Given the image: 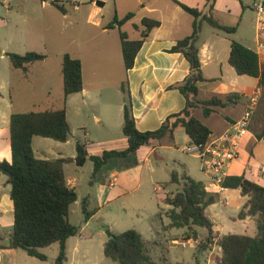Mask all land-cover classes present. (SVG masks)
<instances>
[{"label":"crops","instance_id":"obj_1","mask_svg":"<svg viewBox=\"0 0 264 264\" xmlns=\"http://www.w3.org/2000/svg\"><path fill=\"white\" fill-rule=\"evenodd\" d=\"M59 1L65 6L66 12H61L51 0H0V162L12 161L11 116L24 113L14 110L13 88L17 87L18 95L21 93V99L27 98L30 106L50 103L53 89L50 78L52 72H49L48 63L53 51L48 38L52 34L56 35L55 40L63 39V49H55L53 53L57 59L56 67L58 68V61L60 66L62 65L65 54L79 59L82 62L84 88L80 93L70 95L66 101L63 90L62 108L66 109L71 127L70 139L67 142H59L63 143V146H58L59 157L49 159L50 151H46L43 143L40 156L36 155L35 139L39 137H34L33 150L38 159H75L77 144L81 143V140H73L75 128L84 133L87 141L82 144L86 146L90 157L101 156L105 151L126 150L129 143L123 133V126L127 95L132 105L136 127L140 132L158 130L168 117L185 109L186 98L172 87L186 79L191 67L182 53L171 50L179 41L193 34L197 19L180 4L202 12V16L198 18V21H202L198 46L206 81L198 85V99L209 101L216 97L225 100L227 96L235 95L232 104L215 107V113L210 116H206L202 108L195 110V117L211 130L210 140L222 135L240 120L248 108L249 99L260 90L258 78L239 75L230 64L233 41L257 52L264 63V30L259 29L253 8L255 0ZM211 4L214 5L213 16L216 21L223 26L236 28L234 33L228 34L203 21L202 17L208 13ZM131 13L133 17L122 25L115 23L116 19L123 20ZM144 19L158 21L160 25L149 33L136 57L134 67L129 71L125 68V80L118 79L116 82L106 83L100 80L98 75L97 80L87 79V74H100V70L107 67V62L104 61L106 59L114 60L117 67H120V57L124 63L120 34L126 33L130 40L142 39L146 30ZM28 52L44 54L46 59L30 65L27 72L15 69L7 54L25 55ZM125 83L126 92L123 90ZM24 90H27V93ZM256 129L260 131L259 127ZM112 134L119 136L115 140L102 141L103 137L110 138ZM69 146L72 150L67 148ZM191 146L193 143L185 129L179 127L175 132L174 142L168 137L162 141H153L143 145L134 156L110 159L96 173L94 162L89 159L94 180L86 190L81 176L78 175L79 167L82 166H78L75 161L66 163L64 171L67 183L78 195L73 205L81 203L80 217L82 223L86 224L85 227L76 225L80 228L79 234L68 239L66 262L78 264L81 263V256L82 259L90 256V247L82 250L83 240L92 236L91 233H85L86 226L96 217H100L105 209H109L112 213L110 218L116 220L124 214H129L125 199L141 189L145 190L148 202L151 203V213L146 215L150 223L147 228L145 224L142 226L146 233L155 236V243L163 245V240L159 238L162 232L156 226L155 220L161 205L165 204L166 196L181 189L180 185L171 182L173 171L204 183L209 192L219 196L218 200L206 209L207 216L213 222L214 234L217 235L215 243L207 250L199 249V243L206 240L208 230L203 236L198 234L197 240L188 241L195 242L200 253L209 252L205 263L199 256L195 262L198 260L201 264H215L213 258L222 254L217 244L218 238L222 236H256L257 218L239 217L248 197L243 196L240 189L208 187L210 179L203 170L201 160L187 151ZM177 153L181 154L180 157H177ZM74 166L76 168L70 170V167ZM226 172V178L245 176L264 187V135L259 139L250 128V134L242 143L238 159L226 168ZM168 178L170 181H167ZM11 190L8 176L0 171V264H55L60 245L52 256L46 253L48 247L41 249L47 256L45 261L30 256L22 249L9 247L15 218ZM120 201H123V205L116 207ZM83 202L87 203L89 211L94 212L89 221H84ZM138 231L144 238L143 231ZM193 231L197 232L194 228ZM165 238L172 243L179 242L176 236Z\"/></svg>","mask_w":264,"mask_h":264},{"label":"trees","instance_id":"obj_2","mask_svg":"<svg viewBox=\"0 0 264 264\" xmlns=\"http://www.w3.org/2000/svg\"><path fill=\"white\" fill-rule=\"evenodd\" d=\"M53 3L61 12L67 11L59 0ZM180 5L197 19L193 34L179 41L171 50L182 53L190 63L189 75L183 82L172 87L184 95L187 104L182 112L168 117L158 130L140 132L137 129L132 105L127 95L123 126V133L129 143L126 150L105 151L101 156L90 157L86 146L78 143L75 159L42 160L35 156L33 139L38 136L67 142L71 136V127L67 120L66 109L15 113L11 116L12 161L0 162V171L8 176L12 186L11 198L15 209L14 229L9 247L22 249L30 256L45 261L47 256L41 252V249L58 243L60 252L55 264L66 262L67 241L78 235L80 231V228L70 221L71 207L77 201L78 195L67 183L64 171L66 163L75 161L78 166H84L89 159H92L96 173L110 159L134 156L143 145L153 141H162L168 137L174 142L175 132L179 127L185 129L193 145L205 146L209 142L212 132L195 117V110L202 108L205 115L210 116L215 113V107L232 104L235 95L231 94L225 100L216 97L209 101L198 99V85L206 81L198 46L202 24L198 18L202 16V12L184 4ZM213 10L214 5L211 4L208 13L202 17L203 21L228 34L234 33L236 28L223 26L216 21ZM132 17V13L128 14L123 20L116 19L115 23L122 25ZM143 24L146 30L140 40H130L124 32L120 34L127 71L134 67L136 57L149 33L160 25L158 21L150 19H144ZM7 56L15 69L24 72L29 70L30 65L46 59V55L37 52H28L25 55L8 53ZM230 64L239 75L259 79L262 95L253 116L251 131L260 139L264 135V63L257 52L233 41ZM62 74L66 101L70 95L83 91L82 62L70 54H65L62 60ZM123 90L126 92V83L123 85ZM256 127H259L260 131H257ZM171 182L180 185L181 189L166 196L165 204L171 207L169 213L171 222L168 227L206 228L208 236L205 241L199 243V249H209L215 243L217 235L214 234L213 222L207 216L206 209L218 200V194L209 192L204 183L186 174L180 175L177 171L172 172ZM223 188L240 189L242 195L248 197L239 217L257 218L258 234L254 237L230 234L218 238L217 244L222 254L213 258L215 264H264V187L248 180L245 176H231L225 178ZM93 213L89 211L87 203L83 202L84 221H89ZM190 239L197 240L198 237L196 234H191L185 238L186 241ZM148 251V242L135 229L111 234L104 248L105 256L119 264H183L154 261L148 255ZM194 264L201 263L197 260Z\"/></svg>","mask_w":264,"mask_h":264},{"label":"rangeland","instance_id":"obj_3","mask_svg":"<svg viewBox=\"0 0 264 264\" xmlns=\"http://www.w3.org/2000/svg\"><path fill=\"white\" fill-rule=\"evenodd\" d=\"M58 29H60L58 27ZM55 34H52L48 38V42L51 47V59L49 61V72H52L50 78L52 81V98L50 99V103L46 105H37L36 107L30 106L27 102V98L21 99L22 94L20 93L18 95V91L16 90L17 87L13 88V102H14V110L15 111H24L30 112V111H42L48 108L58 109L63 107V77H62V65L60 66V63L58 61V68L56 67V55L55 49H63V39H56L55 40ZM63 38V37H62ZM120 67L118 65H115V61L112 59H106L104 60L107 62V67L100 70V74H96V72L92 74H87V79L91 80H97V75L103 82L106 83H113L116 82L118 79L125 80V67L123 63L122 57H120ZM25 91V90H24ZM27 91V90H26ZM25 91V92H26ZM27 93V92H26ZM119 135L112 134L110 138L103 137L102 141L107 140H115L118 138ZM73 140L76 142L77 140H81V143H86V138H84V133L81 131L74 130V138ZM90 142V141H89ZM43 143L45 145L46 151H50L48 158L49 159H55L59 157L57 155L58 151L60 149L58 146H63V143H59L53 139H44V138H36L35 139V147H36V155L40 156V149H43V146L41 145ZM53 144V145H52ZM54 146V148L49 147ZM71 146V145H70ZM67 147L72 150V147ZM50 149V150H49ZM177 157H180V153H177ZM186 157V156H183ZM187 159H191L188 156ZM70 167V170H73ZM80 169V175L82 181L84 182V190H86L91 183L94 180V172L91 169V161H88L85 166L79 167ZM178 170L179 167H177ZM74 172V171H72ZM70 173V171L68 172ZM71 174V173H70ZM170 178H168L167 181ZM174 186V185H171ZM159 201V199H158ZM125 203L130 211L129 214H124L121 218L112 219L110 218V215L112 214L109 209H105L103 214L100 217H96L94 221L89 225L86 226V232L85 233H91V238L84 239L82 244V250H86L87 247L90 251V256L83 257L86 259H82L81 256V263L78 264H119L118 262L113 261L112 259H109L105 256L104 253V245L109 240L110 234H120L125 231H128L130 229H135L138 231V229H141L143 231L144 238L148 242V255L150 258L154 261L163 263L166 261L167 263H183V264H194L196 257L199 256L200 260L205 263L206 259L209 255L208 251L205 252H199L198 246L193 241H186L185 237L187 235L196 234L198 237L203 236L207 229L203 227L193 226V228L190 229L189 227L185 228H169L168 225L170 224L171 220L169 218V213L171 211V207L162 204L161 209H159L158 216H156L155 224L162 232V236L159 237L161 240H163V245H158V242L155 243V236L149 233H146L142 225H146V228L149 225V220L147 219L146 215L148 213H151V203L148 202L146 193L144 189H141L139 192L135 193L134 195L127 197L125 199ZM123 205V201L118 202L115 206ZM115 206L112 208L114 210ZM81 203H77L73 205V213H71L70 221L74 225H82L85 227V223H82L81 217ZM151 221V220H150ZM168 230V231H167ZM170 236H176L179 239V242L172 243V241H167L165 237ZM159 239V240H160ZM57 248H59V244L55 243L52 246L48 247L46 250L47 255L52 256L55 251H57ZM166 258V259H165ZM85 260H89V262H86ZM86 263H85V262ZM65 264H70L69 262H65ZM77 264V263H76Z\"/></svg>","mask_w":264,"mask_h":264},{"label":"built area","instance_id":"obj_4","mask_svg":"<svg viewBox=\"0 0 264 264\" xmlns=\"http://www.w3.org/2000/svg\"><path fill=\"white\" fill-rule=\"evenodd\" d=\"M55 2V0H51ZM257 15L259 29L264 30V0H255L253 5ZM261 91L249 99V105L242 116L229 130L222 135L210 140L205 146L193 145L187 149L195 154L203 164V170L209 176L208 187L223 189L226 178V168L238 159L242 143L250 134L253 116L257 109Z\"/></svg>","mask_w":264,"mask_h":264},{"label":"water","instance_id":"obj_5","mask_svg":"<svg viewBox=\"0 0 264 264\" xmlns=\"http://www.w3.org/2000/svg\"><path fill=\"white\" fill-rule=\"evenodd\" d=\"M110 236H111V234H110Z\"/></svg>","mask_w":264,"mask_h":264}]
</instances>
